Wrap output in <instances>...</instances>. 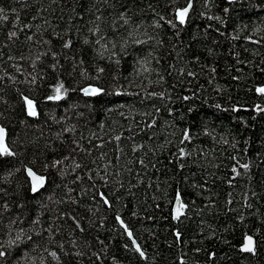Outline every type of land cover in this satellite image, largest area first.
Segmentation results:
<instances>
[{
	"label": "trees",
	"instance_id": "trees-1",
	"mask_svg": "<svg viewBox=\"0 0 264 264\" xmlns=\"http://www.w3.org/2000/svg\"><path fill=\"white\" fill-rule=\"evenodd\" d=\"M82 3L95 7L83 13ZM122 3L132 5V0H108L107 4L103 0H0L4 9L0 14V45L8 44L0 47L4 53L0 55V124L6 126L8 143L17 151V157L9 158L7 164L0 162V188L10 194L4 197L0 193V203L8 199L11 214L18 212L13 201L31 195L23 188V166L40 172L44 163L71 153L58 165L63 176L49 170L48 190L29 202L33 211L25 215L42 213L45 227L57 217L55 223L62 225V231L53 239L73 251L70 241L75 238L86 253L76 258L79 264H114L113 257L118 264H181V257L184 264H264V93L256 91L264 87V0H237L231 5L227 0H209L207 8L204 0H193L187 24L176 28L166 23L172 16L167 0H135L139 8L133 21L144 22L138 33L154 38L146 40L138 35L146 42L129 45L127 56L109 61L110 52L105 51L103 59L96 58L93 45L81 42L82 36H90L85 22L92 13L102 15L97 22L105 36L102 42L111 49L108 38L127 37V26L120 27L123 21L118 18ZM185 3L176 0L177 6ZM225 7L229 8L227 14L222 11ZM159 15H164L165 21H160ZM217 15L223 23L209 19ZM26 24L31 27H24ZM65 28L70 30L65 33ZM10 31L17 32L13 41L7 39ZM29 35L31 41L26 39ZM69 38L72 44L65 49L61 45ZM45 40L50 43H43ZM115 51L119 53L118 44ZM52 52L57 53L55 58ZM37 55L39 60H35ZM94 58L96 64L111 67L116 79L105 74L99 80H88L87 76L94 74ZM80 59L85 61V78L79 75ZM116 59H120L119 65ZM161 75L163 81L159 80ZM8 76L15 80H8ZM34 76L35 84L30 82ZM57 80L69 91L60 101H48L45 95L52 94ZM85 83L98 84L105 92L85 96L74 90ZM18 92L36 101V117L21 111ZM152 92H164L165 96L154 97ZM257 105L262 111L255 110ZM157 107L159 113L154 111ZM168 109H173L171 115ZM152 116L156 126L146 127ZM205 126L210 134H204ZM184 127L191 129L193 138L181 145ZM115 135L121 139H113ZM221 135L229 143L219 140ZM72 140L79 147L72 145ZM181 146L192 153L190 157L179 158L177 149ZM232 156L241 163L253 161L250 174L237 166L241 175H234L231 168L236 161ZM74 162L82 167L75 169ZM8 165L19 169L7 178L10 184L4 179ZM77 175L80 180H76ZM105 175L107 181L101 179ZM97 191L111 199V206L100 201ZM176 192L182 194L187 208L174 220L170 209ZM40 202L47 207L41 209ZM60 211L74 214L84 232L77 229L70 235L73 222L67 217L60 219ZM117 212L146 252L145 259L131 247H123L131 242L115 220ZM9 215H4L0 229ZM17 225L28 226L26 220H17ZM176 231L181 233L180 239ZM245 233L258 243L255 255L240 251ZM85 239L91 251L83 248ZM101 240L107 245L106 253ZM46 246L59 251L54 243ZM91 252L99 253L101 260ZM209 253L215 256L209 258ZM31 254L43 255L47 264H56L40 248ZM61 259L67 264L63 254Z\"/></svg>",
	"mask_w": 264,
	"mask_h": 264
},
{
	"label": "snow or ice",
	"instance_id": "snow-or-ice-1",
	"mask_svg": "<svg viewBox=\"0 0 264 264\" xmlns=\"http://www.w3.org/2000/svg\"><path fill=\"white\" fill-rule=\"evenodd\" d=\"M104 4L108 3V0H103ZM167 3L170 4L172 16L170 19L166 20V23L169 25H172L174 28L185 26L190 19V9L193 7V0H186V3L183 6H177L176 0H167ZM234 3V0H228V4L231 5ZM204 5L207 8L209 6V0H204ZM151 7V5H149ZM81 7L83 9V13H88L91 11L92 7H95V5H88L86 3H82ZM121 11L118 13V18L123 21V24L120 25V27L127 26V37H119L118 40L113 41L112 38H108V43H111L112 47L111 49L106 48V44L102 41L105 40V36L101 35V28L100 25L97 23L98 21L102 20L101 14H95L92 13V18L88 19L85 22L86 25V31L90 34L91 37H95V39H90V36H82L81 42L83 45H93V51L96 54V58L103 59L104 58V52L109 51V61H111L112 57H116L118 55L127 56L128 51L127 47L129 45H135L140 46L146 41L141 40L137 38L138 35H143L146 37V40H152L154 37L148 36L146 32L144 33H138V30L143 25V20H140L139 22L133 21V15H135V11L138 10L139 6L135 4V0H132V5L129 4H121ZM13 12H15V9H12ZM224 14H227L229 12V8L225 7L222 9ZM4 12L3 8H0V14ZM96 12L99 13L100 9L97 8ZM83 13H81V19H83ZM201 16H204L205 13L201 12ZM3 19L7 20L8 17L4 16ZM209 19H215L216 21L223 23V19L221 16L217 15L214 17H209ZM160 21H165L164 15H159ZM178 22V23H177ZM113 24V32L115 33L117 30V26L115 24V20L112 22ZM152 24L154 27H159L160 25L156 22V20L152 21ZM24 27H31L30 25H24ZM70 30V28H65L64 31L67 33ZM77 33H80V29L77 28ZM54 35H59V33L54 32ZM17 37L16 31H10L7 39L9 41H13V38ZM27 40L31 41L33 37L31 35L26 37ZM245 39H250V37L246 36ZM254 43L257 41H253ZM43 43H50L49 41L45 40ZM157 43L162 44V40H158ZM72 40L69 38L67 40H64L62 43V47L67 49L71 46ZM117 44L119 45V53L115 51L117 48ZM95 45H99L98 48L95 47ZM0 47L7 48L8 44L0 45ZM83 51V50H82ZM0 55H4V53L0 52ZM43 55V53H41ZM57 56L56 52H52V57L55 58ZM9 59H12L11 56L8 57ZM23 58V57H21ZM40 55H37L35 57V60H39ZM142 62V61H138ZM121 63L120 59L115 60V64L119 65ZM85 64V61L83 59L79 60L80 71L79 75L81 78H85V68L83 65ZM94 74H89L87 76L88 80H99L104 76L105 74L111 75L112 79L115 80L116 77L112 72L111 67L109 66H100L99 64L95 63V58L92 61ZM53 68H55V64L52 65ZM19 70V69H18ZM76 70V65H73V71ZM212 71H215L214 69ZM7 75V74H5ZM188 75H194V73L189 72ZM8 80L14 81V76H8ZM36 77L34 76L33 79L30 81L31 83H36ZM40 79H43V77H40ZM159 80L163 81L164 77L161 75L159 76ZM76 91H79L80 93H83L85 96H95L97 94L105 92V88L99 86L98 84L94 83H85L83 86L79 87L78 89H74ZM115 91L119 93V89L115 88ZM69 91L68 88H65L64 84L57 80L54 87L52 94H46L45 99L48 101H60L65 97L67 92ZM256 91L258 93H264V87H257ZM22 100V106L21 111L26 112L28 117H36L38 115L37 112V103L34 99L30 98L28 95H24L23 93H19ZM151 96H159L163 98L165 96L164 92H152L150 93ZM185 100L188 99L187 96L184 97ZM215 107L217 109H220L221 105L216 104ZM235 106H233V111H235ZM255 110L257 112L262 111L259 105L256 106ZM154 111L156 113L160 112V108H155ZM173 109H168L169 115H171V112ZM189 112H192L193 109L189 108ZM3 115V114H0ZM123 115V114H121ZM151 116V114H148ZM152 123L150 125H146V127H155L156 126V117L152 116ZM24 121H20V123H23ZM69 129L65 128L64 131H68ZM204 134H210L209 129L207 126L203 128ZM172 135L174 136L175 133L173 132ZM192 133L191 129L189 127H184L181 130V139L179 143L181 145L185 144L186 142H189L192 140ZM113 139L119 141L121 139V135H115ZM219 140L223 141L224 143H229V141L221 135L219 137ZM171 143V141H169ZM235 138L232 139V146L235 148L236 146ZM247 143V142H246ZM72 145H76L79 147L78 142L76 140L71 141ZM139 147V146H137ZM135 150V149H134ZM179 158H186L191 156L190 151H186L185 147L181 146L177 149ZM71 153L69 155H64L62 159L57 158L48 161L47 163H44L42 165L43 171L37 172L32 167L24 165L23 170L26 173L25 181H24V191L25 193H30L31 195H23L18 196L17 201H13L15 204V207L19 210L15 214H11L12 212V204L9 203L8 199H3V202L0 203V223L3 222V217L5 214H10L8 216V221L6 224H4L3 229H0V231L3 232L2 238H0V264H36L37 259L39 260V264H47L46 257L43 255H32L31 253H35L37 248H40L42 252L47 253L48 256L51 257L53 261L56 262V264H64V261L61 259V254H63V257L67 258V264H79V261L76 260L77 257H83L86 253L85 251H82L81 248L77 245V242L75 238H73L70 241V246L73 251H68L65 249L64 244L59 241H55L53 237L60 233L62 231V225L56 224L55 221L57 217H52L51 220L53 222L47 223V226H42V213H37L35 216L32 215H25L26 213H31L33 209L29 207V202L31 200L37 199V197L41 194L42 191L48 190V182H49V170L55 169L56 172L63 176V171L58 167L63 161H66L69 159ZM200 155H204L203 152L200 153ZM17 157V151L13 149V147L8 143V130L5 125L0 124V162H4L7 164L9 158H16ZM259 158V157H258ZM232 160L236 161V164L232 166L231 172L234 175H241V173L237 172V166L242 168L244 170V174H250V169L252 167L253 161L249 160V162L241 163L240 160H237L236 156L231 157ZM141 165L144 164L143 159L139 161ZM184 160H180V167H183ZM75 169H80L82 165L80 163L74 162ZM9 170L6 172V175L4 177L5 181L7 183H11L10 180L7 178L12 176L14 174V171H19V169H15L13 166L8 165ZM117 175H119V172L117 171ZM81 177L79 175L76 176V180H80ZM89 179L91 180L92 177L89 176ZM102 180L107 181L108 176H101ZM119 183V181H117ZM231 183V181H229ZM196 187V185H193ZM71 191V189L69 190ZM0 193L3 194L4 197L10 196L8 191L4 188H0ZM95 195L99 196L100 201L107 206H111V199L104 193L97 191ZM255 195V193H253ZM2 199V197H0ZM49 200L52 199L51 196L48 197ZM71 199V197H69ZM175 204L170 209V215L171 218L174 220H177L180 218L181 213L185 208H187V204L182 201V194L180 192H176L174 196ZM73 203H76L75 200H72ZM228 204L231 203V201H227ZM249 207L251 205H248ZM39 207L46 208L47 205L43 202L39 203ZM133 215H136V213L133 212ZM69 218L72 220V225L70 227L72 228V232L69 234L72 235L77 229L80 230V232H84V228L81 225L80 220L72 213H69L68 211H60L59 212V218ZM243 219V217H240ZM17 220L20 221H27V228L23 226L17 225ZM115 220L119 224L120 228L123 229V232L127 234L128 240L131 242V245L128 243H125L123 247L125 249H128L131 247L135 253H138L139 257L141 259L146 258V252L143 250L142 246L137 242V240L133 237V232L130 230L129 226L125 223V221L121 218L119 212L115 215ZM101 226L102 223H101ZM55 229V230H54ZM175 236L177 239H180L181 233L179 231L175 232ZM42 241L44 243H42ZM47 243H54L56 249L59 251L53 249L50 250L49 247L46 246ZM99 243L103 246V250L106 253L107 252V245L104 244V241H99ZM258 243L254 240L253 235L245 233L243 235V243L240 245V251L241 252H247L250 254L255 255L257 251ZM83 248L87 249L88 251H91V244L90 242L85 239V243L83 245ZM196 251H199V249H196ZM91 255L96 258V260H101V256L97 252H91ZM209 258H212L215 256V253H209ZM181 264H184L183 258H180ZM114 264H118L116 261V258L113 257Z\"/></svg>",
	"mask_w": 264,
	"mask_h": 264
},
{
	"label": "water",
	"instance_id": "water-1",
	"mask_svg": "<svg viewBox=\"0 0 264 264\" xmlns=\"http://www.w3.org/2000/svg\"><path fill=\"white\" fill-rule=\"evenodd\" d=\"M234 1H237V0H234ZM174 204H175V202H174ZM183 214V212L181 213V215ZM254 240H255V238H254Z\"/></svg>",
	"mask_w": 264,
	"mask_h": 264
},
{
	"label": "flooded vegetation",
	"instance_id": "flooded-vegetation-1",
	"mask_svg": "<svg viewBox=\"0 0 264 264\" xmlns=\"http://www.w3.org/2000/svg\"><path fill=\"white\" fill-rule=\"evenodd\" d=\"M228 1V0H227ZM235 2V1H234Z\"/></svg>",
	"mask_w": 264,
	"mask_h": 264
}]
</instances>
